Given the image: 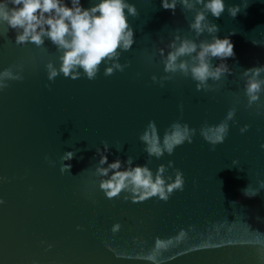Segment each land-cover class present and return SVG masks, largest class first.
Returning a JSON list of instances; mask_svg holds the SVG:
<instances>
[{
    "label": "water",
    "instance_id": "obj_1",
    "mask_svg": "<svg viewBox=\"0 0 264 264\" xmlns=\"http://www.w3.org/2000/svg\"><path fill=\"white\" fill-rule=\"evenodd\" d=\"M225 2V12L208 19L219 37L234 33L235 57L225 61L232 75L210 81L211 91L165 71L175 31L207 38L188 29L192 14L180 6L173 14L160 0H129L138 15L128 18L135 43L119 58L128 66L105 76L101 64L93 80L82 74L49 81L46 64L58 66L55 46L18 45L0 23V71L22 76L0 91V264H264V246L256 242L264 240V189L243 194L264 181V93L249 107L241 75L264 64V0ZM242 2L247 7L230 17L227 6ZM231 108L228 135L213 147L199 129L220 123ZM150 121L161 139L174 122L196 134L171 155L149 157L139 136ZM102 142L109 162L131 157L153 172L165 166L166 175L179 169L183 190L166 202L106 198L95 173ZM66 151L75 155L65 162L70 173L61 174Z\"/></svg>",
    "mask_w": 264,
    "mask_h": 264
},
{
    "label": "clouds",
    "instance_id": "obj_2",
    "mask_svg": "<svg viewBox=\"0 0 264 264\" xmlns=\"http://www.w3.org/2000/svg\"><path fill=\"white\" fill-rule=\"evenodd\" d=\"M160 3L163 9L173 14L177 6L191 13L188 29L197 38L207 34L206 39L197 40L181 37L179 30L175 31L168 45L169 51L163 59L165 71L190 78L195 82L197 91H211L210 81L219 82L225 76L232 75L225 61L235 57L234 44L230 39L234 33L219 37V27L208 19L209 16L219 18L225 12V0H160ZM246 7V2L227 6V13L235 18L241 8ZM137 15L136 6L129 3V0H90L87 8L83 7L82 0H0V23L14 31L16 44L42 47L48 41L55 46L59 54L58 66L51 61L46 64L49 81L58 75L77 79L82 74L93 80L101 64L104 65L105 76L114 71H123L128 65L119 63L121 53L131 50L135 43L134 31L128 18ZM213 59L219 63L214 64ZM262 74L264 64L247 68L241 73L245 78L244 91L249 107L256 104L264 93ZM20 79L22 76L19 72H13L11 68L0 71V91L8 86L9 80ZM152 80L156 82L157 78L153 76ZM160 83L163 86V81ZM235 112L236 109L231 108L220 123L202 126L199 129L201 137L213 147L223 143L229 131L228 122L234 120ZM248 127L245 124L239 131L244 133ZM195 134L196 129L174 122L161 139L155 123L150 121L139 140L145 145L144 151L149 157L159 159L165 153L171 155L176 147L185 142L191 143ZM102 144V148L97 147L95 150L99 156L95 173L101 177L99 188L106 198L118 197L123 193V199L133 203L152 197L166 202L174 190H183L185 181L179 169H174L173 175H166L165 166L161 165L153 172L147 163L134 164L131 157L123 162L119 158L109 162L106 155L109 144ZM260 148L264 149V144ZM74 155L75 151H66L60 157L61 174L70 173L71 164L65 162L71 161ZM172 163L169 161L168 167H172ZM237 163L236 160L232 161L233 166ZM258 184L259 188L247 187L243 194L255 197L260 189H264V181H258ZM0 204H3V200H0ZM119 228L120 225L115 224L112 231ZM256 242L264 246V240L257 239Z\"/></svg>",
    "mask_w": 264,
    "mask_h": 264
}]
</instances>
